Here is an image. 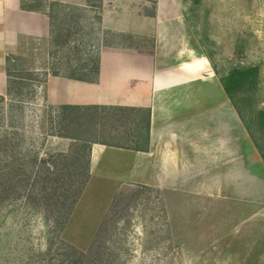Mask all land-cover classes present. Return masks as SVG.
I'll list each match as a JSON object with an SVG mask.
<instances>
[{"label": "rangeland", "instance_id": "1", "mask_svg": "<svg viewBox=\"0 0 264 264\" xmlns=\"http://www.w3.org/2000/svg\"><path fill=\"white\" fill-rule=\"evenodd\" d=\"M90 1L93 6L100 4V0ZM219 1L189 0L194 8L189 19L195 28L202 23L207 30V17L201 22L200 12L207 7L211 12ZM24 2L49 9L48 0ZM237 6L240 14L234 15L239 20L234 23V45H229L222 29L225 44L216 54H220L222 75L233 68L259 69L254 102L242 106L251 123L257 112L264 111V0H240ZM55 11L51 43L33 41L27 53L12 56L9 94L0 100V142L6 137L10 140L12 160L23 162L32 179L45 174L44 160L49 162L59 154L71 162L77 157L80 164L86 163L93 141L102 139L97 122H92L94 115L80 111L71 112L77 140L59 136L61 117L67 113L47 103L48 75L87 74L85 65L93 67L106 44L151 45L102 30L92 6ZM221 22L223 28L229 24ZM251 126L264 154V130L255 123ZM254 149L248 156L242 155L239 190H226L219 197L213 190H205L213 188L205 180L189 191H171L125 183L114 174L98 171L84 187L60 234L36 201L22 198L0 204V264H62L70 247L84 253L104 252L102 264H264V215L260 214L264 209V163Z\"/></svg>", "mask_w": 264, "mask_h": 264}, {"label": "crops", "instance_id": "2", "mask_svg": "<svg viewBox=\"0 0 264 264\" xmlns=\"http://www.w3.org/2000/svg\"><path fill=\"white\" fill-rule=\"evenodd\" d=\"M88 1L48 3L86 9ZM239 3L219 1L211 12L209 7L200 12L201 22L207 17L204 31L202 23L195 28L189 19L194 11L189 0H100L95 9L102 30L149 41L151 45H103L94 81L49 74L44 88L46 101L51 106L74 107V112L94 115L92 122H97V130L104 109L110 113L134 109L140 115L150 111V134L146 151L106 145L102 139L93 141L90 182L100 171L114 174L125 183L171 191H189L195 183L204 184L203 180L213 186L204 189L213 190L217 197L226 190H239L242 155L254 152L255 146L220 82L236 68L222 75L220 54H216L225 44L222 29L229 45H234V23L239 21L234 15L239 17ZM22 5L23 0H0L3 97L8 94V57L27 53L33 41L48 45L52 39L49 9L28 11ZM226 21L228 26H219V22ZM106 117L113 119L111 114ZM122 130L118 128L108 137L130 140L131 136Z\"/></svg>", "mask_w": 264, "mask_h": 264}, {"label": "trees", "instance_id": "3", "mask_svg": "<svg viewBox=\"0 0 264 264\" xmlns=\"http://www.w3.org/2000/svg\"><path fill=\"white\" fill-rule=\"evenodd\" d=\"M99 5L93 6L91 1H88L89 7L99 8ZM22 7L28 11H42L40 7L26 4L24 0ZM55 8L58 10L72 9L62 4L49 3V17L52 26L56 14ZM98 20H100L99 16ZM11 60L12 56L8 57V94L11 85L9 70ZM84 68L87 70V74L68 77L80 81H94L99 74V59L97 58L96 63L90 69H87L86 65ZM52 75L58 76L59 74L53 73ZM220 82L228 98L238 111L250 140L264 162V154L255 141L251 126L255 123L259 129L264 130V111L257 112L256 117L253 116V123L246 120L242 112V106L254 102L253 97L259 84V69L257 67L236 68L222 77ZM0 100L3 101L4 97L0 96ZM60 110L67 114L61 117L60 128H62V131H60L59 136L77 140L73 136L76 126L75 117L71 114L76 108L61 107ZM137 112L134 109H115L113 113H110L104 109L101 115L103 122L98 129L102 137L101 143L133 151H146L150 134V111H143L141 115ZM109 114L113 116L112 120H107L106 116ZM137 114L139 115L138 119H136ZM112 121L116 125H113ZM120 125L124 128L119 127ZM118 128H122L123 133L130 135L131 139L116 141L108 137V134L112 135L113 132L118 131ZM0 145V204L11 203L22 198L31 202L36 201L38 207L43 208L48 217L52 219L54 226L57 227L58 234L62 233L75 204L90 179V158L86 163L80 164L77 157L71 162L68 156L59 154L56 159H51L49 162L44 160L45 174L32 179V174H26L23 162L15 163L12 160L13 158L8 152L11 148L10 140L6 137L4 141L0 142ZM79 165L81 168H75ZM68 201L70 203L67 205ZM62 244L70 247L64 242ZM70 249L71 252L66 253L65 257L67 259L62 264H102L104 261L105 253L102 251L84 253L73 247H70Z\"/></svg>", "mask_w": 264, "mask_h": 264}, {"label": "water", "instance_id": "4", "mask_svg": "<svg viewBox=\"0 0 264 264\" xmlns=\"http://www.w3.org/2000/svg\"><path fill=\"white\" fill-rule=\"evenodd\" d=\"M261 215H264V209L260 212Z\"/></svg>", "mask_w": 264, "mask_h": 264}]
</instances>
